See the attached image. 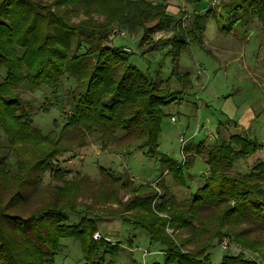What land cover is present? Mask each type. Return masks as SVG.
Wrapping results in <instances>:
<instances>
[{"label":"trees","instance_id":"1","mask_svg":"<svg viewBox=\"0 0 264 264\" xmlns=\"http://www.w3.org/2000/svg\"><path fill=\"white\" fill-rule=\"evenodd\" d=\"M167 2L0 0L5 72L0 82V264H55L61 237L78 240L82 264H112L118 243L93 238L95 217L102 213L143 228L161 245L163 264H214L208 250L222 235L236 250L223 253L215 264H264V157L244 171L234 168L264 147L247 130L230 132L225 122L218 123L215 136L210 132L215 141L185 145L182 162L160 156L162 172L179 185L191 178L188 168L195 157L205 163L201 183L182 199L161 180L165 176L155 183L136 182L126 170L99 166L96 178L67 177V169L53 166L63 152L80 154L93 133L101 145L160 155L164 107L190 85L189 72L179 65L181 51L195 43L204 48L207 19L229 32L236 27L251 32V22L257 21L256 33L264 36V0H184L193 11L181 16ZM220 9L228 24L220 21ZM117 29L140 33V46L150 42L144 52L168 46L171 74L180 87L163 86L132 64L126 47L111 44ZM156 31L170 35L150 40ZM66 82L72 84L70 109H61L59 130L44 133L21 94L48 89L55 97ZM47 172L52 181L41 188ZM121 190L129 195L125 202ZM66 211L82 216L67 223Z\"/></svg>","mask_w":264,"mask_h":264},{"label":"rangeland","instance_id":"2","mask_svg":"<svg viewBox=\"0 0 264 264\" xmlns=\"http://www.w3.org/2000/svg\"><path fill=\"white\" fill-rule=\"evenodd\" d=\"M167 3L173 8V12L177 11V16H181L180 12L183 11L188 14L193 11L192 6L185 4L184 0H170ZM176 4L179 5L178 8ZM221 20L225 24L230 22L225 12L220 9ZM258 25L257 21L251 22V32H244L243 27H236L231 32L220 31L219 26L210 17L206 21L204 37H201L200 41L204 48L195 43L182 49L179 65L182 71L189 72L190 85L183 89V94L176 96L173 103L164 107L166 116L161 122L157 139L160 155L146 154L144 149L134 147L118 149L107 143L101 145L93 133L87 135L85 145L78 150L80 154L70 156L72 153L63 152L58 155V160L53 166L67 169V177L83 174L96 178L99 166L117 173L126 170L136 182L155 183L157 178L165 176L166 178L161 177V180L177 199H182L195 192L206 172V165L200 157H195L188 168L191 178L185 185L177 184L170 174L165 175L162 172L164 166L160 163V156L164 155L175 163L182 162L185 152L179 140L181 135L186 139L185 145L198 141L211 144L215 138H210L207 132H212L215 136L218 123L225 122L230 132L236 127V130H247L264 145V36L256 33ZM169 35V32L156 31L148 36L150 40H155ZM110 36L112 45L126 47L131 52L130 61L137 68L159 79L163 86H169L170 89L180 87V82L171 74L172 63L167 52L168 46L144 52L142 47L150 42L140 46V33L129 34L117 29L113 30ZM4 74V68L0 67V82ZM71 87L72 84L66 82L55 97L48 89H42L43 93L26 90L21 94L23 99L30 103V109L35 111L33 123L42 132L60 129L61 109H70L68 102L71 101ZM236 119L245 128H241L240 124H233ZM196 127L200 130L194 133ZM262 157L264 147L257 149L246 160H239L234 168L244 171L249 164ZM51 181L48 172L45 173L41 188H45ZM119 196L123 202L129 199L125 190H121ZM107 206L116 208L114 203H108ZM66 213L67 223H76L82 216L81 212ZM95 219L97 234L105 241L109 239V243H118L112 264H163L161 245L151 240L143 228L125 222L115 215L102 213ZM224 237L228 239L225 248L220 244ZM233 245L235 244L230 237L222 235L219 242L208 250L211 261L218 263L223 253L235 251ZM143 252L146 254L143 255ZM245 255L256 257L252 253ZM108 259L107 255L106 260ZM82 260L78 240L73 237H61L54 256L55 264H82Z\"/></svg>","mask_w":264,"mask_h":264},{"label":"built area","instance_id":"3","mask_svg":"<svg viewBox=\"0 0 264 264\" xmlns=\"http://www.w3.org/2000/svg\"><path fill=\"white\" fill-rule=\"evenodd\" d=\"M172 119H173V118H172ZM198 130H199V127H196L194 133H196ZM207 135H208L209 137H212V134H211L210 132H207ZM179 140H180V143H181V147H184V145H185V143H186V139H184V136L181 135V138H180ZM93 238L99 240V239L101 238V236H99V235L97 234V232H95V233L93 234ZM105 239H106V238H105ZM106 240L109 241V239H106ZM227 243H228V239L225 238V237L222 238L221 241H220V244H221V246H222L223 248H225V247L227 246ZM145 254H146V252H143V255H145Z\"/></svg>","mask_w":264,"mask_h":264},{"label":"crops","instance_id":"4","mask_svg":"<svg viewBox=\"0 0 264 264\" xmlns=\"http://www.w3.org/2000/svg\"><path fill=\"white\" fill-rule=\"evenodd\" d=\"M168 1L170 2V0H168ZM202 11H203V9H202ZM241 114H242V113H241ZM237 121H238V119L234 120V121H233V122H235L234 124H237V125L240 124V126H242L241 128H245V127H243V124L238 123ZM236 128H237V127H236Z\"/></svg>","mask_w":264,"mask_h":264}]
</instances>
